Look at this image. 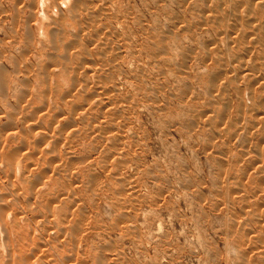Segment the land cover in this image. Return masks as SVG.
<instances>
[{
	"label": "rangeland",
	"instance_id": "1",
	"mask_svg": "<svg viewBox=\"0 0 264 264\" xmlns=\"http://www.w3.org/2000/svg\"><path fill=\"white\" fill-rule=\"evenodd\" d=\"M49 1L50 0H47V1L46 0H40L39 2L36 3V0H0V74H2V75H0V91L5 88V83L4 84L2 83V82H4V79H5L4 76L7 75L8 71H9V73L11 72V75L8 74L9 76H7V78L11 76L12 79H14V80L17 79L16 82L14 83L15 85H16V83H19V82L21 84L19 83L18 86L16 85V87H15V88H17L16 90L13 87L15 85L14 84L11 85L9 92L12 95L13 99H12V97L9 96L10 97V99L8 98L9 99V105L13 104L14 101H15L14 103H16L18 97H20L22 95L23 96L25 95L23 97L24 99L28 98V95L29 96L31 95V97L29 98V99H31V100H29L30 102L27 101V103L26 102L24 103V100H23V102L22 101L19 102L20 106H22V103H23V107L25 106L27 108V106H28L29 109L30 108L31 109L27 110L28 108L26 109V108L22 107L23 110L20 109L19 110L20 113L19 112L17 113V115L18 114L21 116L23 115V117L25 115H27L24 118H26V117H28V115H30L29 116L30 118L28 117L29 120L31 119L32 116L37 114L36 113L37 107L41 106L38 108L39 110H41L42 107H44V103L42 104V102L38 101L35 96H32V93L34 92L33 89L35 88V84H34V81L32 79H35V78H33L35 76V74H37V73H38L37 75L40 74V69H42L44 65H46L48 62H51L48 60L49 57H51V59H52V57H53L52 55L56 54V52H57V51L53 52L52 49H51V52H49L50 49H45V50H44V48L42 49L43 46L45 48L53 46L52 41L56 39L54 36H57L55 34V31L53 30L54 24L47 26V23L48 22L50 23L52 21L53 17L59 16L58 15L59 12H57V10H55V12H57V14H55V12L53 13L52 8H51L52 11L50 10L52 2H49ZM176 1H177V3H176ZM176 1L175 0H157V1L156 0H114V1L111 0V3L113 4V6L115 4L114 7H116V8H114L113 6L111 7L112 4L110 3L111 9H113V8L115 9L112 11L114 13L115 12L119 13V14L117 13V16L119 15L118 16L119 19L116 22V24L118 23L119 25L117 24L118 26L117 25L116 26L119 29L118 31L125 30V32L123 31L122 36L126 35L128 37V39H127V37L124 36V38L126 37L125 39H127V43H126V40H124L125 41L124 44H125V47L127 45V48L129 49L128 50L127 48H125L123 50L124 51L123 57H121L118 60L115 59L114 64L115 65L119 64L117 67L120 66V64H121L120 62H123L127 66V69H125L126 67L122 63L120 66L121 68L119 67L118 70L121 69L120 71H122L123 73H121L120 71H117V70L113 71L114 73H116V72L121 73L122 76L120 75V76L116 77V80L118 81L117 87H119V88L117 89L116 92H114V96L113 95H111V96L115 97V98L118 97L117 99H119V100L121 99L120 101H122L123 104L125 106H127L128 108L130 107V110L129 109L127 110L128 115H125L127 113H123L122 115L121 114L120 115L119 114L112 115L110 112H112L114 110V109H112L114 107V105L112 106L111 104H109V106L107 105V108H105L104 110H101V112L102 111L106 112L108 117L110 115V118L115 117L114 119H116V120L122 121V119H123V121L126 122L127 127L129 128L127 131L128 135L126 134V136H125L126 138L124 137L121 139V144L120 143L118 144V142H117V144L114 145L112 143V145H111L110 144L111 142L108 141L109 139H106V140L103 139L98 134V132H93V134L91 133V135H90V132L88 131V129L86 130V128L89 127L88 125H86V127H83V126H85L84 124H81V125L75 124V123L70 122L69 120H67L68 124H66L67 121H66V116L64 115V113H67L68 109L73 108L77 105L82 106V104L83 105L86 104L87 99L84 96L80 97L78 99H75L76 101H73L74 103L71 102V103H73L72 104L73 106L71 105L70 108H67V109L65 108V110H64V108L63 109L62 108H56V109L51 108V112L49 115L50 116H53V115L57 116V118H59V119H58V121H57V119H56V121H52L53 124L49 125V124L45 123V122L51 121L48 119L46 121H45V119H44V121H42V120L31 121L30 120L31 122L28 121L27 122L28 124L25 123L24 118L21 116H16L15 120H11V121L8 120L9 118H7V117H9V114L11 112V108H8V110H7L6 108L9 106L5 105L3 102V99L5 100V97H6V100L8 103V99H7L8 95H7V92H6V96L4 98L2 97L3 95L2 96L0 95V129H1L0 130V137L3 134L2 135L3 137H1V139L2 138L3 139L2 140L0 139V142H2L4 140V138H7V140L10 141L11 136H9L8 134L14 136L16 133H18V130L21 131L25 127L27 129H30L29 132L33 131V132H31L32 135H34L33 133L36 130L38 131L37 134L40 132L39 135H37L38 137L36 136V133H35V136H32L34 138L30 137L33 140V142H31L32 140L29 139V142L32 143V144L30 143V146H29L30 148L28 147L29 148L28 149V148L24 147L23 150L25 152H23L21 154L22 157L26 156L25 162L28 163V165L32 164L31 161L34 160L35 163H33V164L34 165L36 164L37 167H36V165L34 167L33 166H31L29 168L27 167L26 168L27 170L24 172V174H20V173H23L22 171H16V173L15 172L13 173V171L11 169L3 168V170H2V168L0 167V183L4 180V183L2 182L3 184H0V185H4V187L0 188V193H2V194H0V196L1 197L3 196L2 198H4V197L6 198V199L4 198L3 200H2V198H0V201H1L0 202V209H1L0 214L5 217V219L3 218L5 222H2V223H1L2 218H0L1 219L0 220V253H1L0 254V264H11V263L12 264H26L24 262L26 260V257L33 259L29 262L30 264H264V260H263L264 259V160H263L264 159V133H263L264 132V126H262L260 128H256V129H255V127L249 128V126H247V125H249L248 123L245 124V122L243 120H241L240 118L239 119L237 118L239 116H238V113H236V112L238 110V106H239L238 103H240V101L238 100L237 90H235V87H234L235 84H237L238 86L241 87V89H243L242 93H244L245 95L244 94H243L244 96L241 95L242 96V101H241L242 105H243V101H245L247 103L248 102L252 103L253 100H255L256 102L257 101L259 102V100H260V98H262V96L264 99V93L262 92V90H261V92L258 91L255 87L257 85L254 86L255 87L254 89H249L250 87H249V83H248V81L249 82L252 81V78L255 77L256 74H258V75L260 74L259 78H263V81H261V82L264 83V69H263L264 67L261 66V65L264 66V59H263L264 58L263 57L264 56V54H263L264 53V45H263L264 44V39H263L264 29H262V28H264V25H262L264 23L263 22L264 17H262V16H264V15H262V16L258 15L256 17V21H255L256 23L252 22V25L254 24L255 27H256V24H258V22H260V21L262 22V23L260 22L258 24L257 30H255V28L251 29V27H254V26H250V28H249V32H250L249 36L254 38L253 36H251L253 33H254L253 35L255 36V38L253 40H251L252 39L251 38L250 39L251 41H249V45L254 46L253 48L249 46L250 51L257 50V48H256L257 44L263 50L262 51V50L258 49L259 50L258 52L262 51L263 53L260 52L262 57L260 59L261 61H259V62L261 64L260 65L258 64V66H256L258 68V69L256 68V73H254V75L251 74L252 72H255V71H252V67H249V66H251V62L248 61L249 62L248 67L251 70L249 68L248 69L251 72L247 71L248 74H246V75L251 74V75H249V80H247L244 77L243 79L237 80V81L236 80H232V81L224 80L223 81V79H217L216 78V74H215L217 72L216 61H218L216 58H218L220 61H221V59L227 60V59H232V58H229L231 55H229V57H228V55L224 51V48H222L223 46L221 47V42L218 41V39L220 38V33H221L218 30H220L219 27H221V25H219L218 23H217V25L213 23L212 28L215 29V30H213L210 28L211 27L210 24H212V23H210L209 21H205V23H206V26H205L204 17L202 15L203 12L200 10L201 8H203L204 4L201 1H199V0H192V1L191 0H179V1L176 0ZM184 1L186 3L188 2L187 3L188 5L194 4L197 7H194V6L191 7L190 5H189L190 7H188ZM259 1L260 0H258L256 2L258 3ZM261 1L264 2V0H261ZM152 2H154V3H152ZM182 2H184L183 3L185 5L184 8H186V11H184V12H186V14H184V12L181 11L184 9L182 7L184 5L181 4ZM198 2L199 3L201 2V4H200L201 6H199L200 8H198V5H199ZM209 2H210V0H209ZM213 2L215 3V1H213ZM263 2H261L263 5L259 2L261 4V6H264ZM41 3H43V7H42ZM48 3L50 4L49 5L50 7L48 6ZM29 4L31 6H29ZM178 4H179V6H178ZM19 5H20V7H19ZM33 5H34V7H33ZM205 5H207V4H205ZM118 6H120V7H118ZM122 6H123V8H122ZM117 7L120 8L119 10H121V11H119ZM128 7H129V10H128ZM46 8H49V9H46ZM204 8H206V7H204ZM204 8H203V10H204ZM188 9H190V13H189ZM47 10H48V12H46ZM116 10H118V11H116ZM157 10H159V11L157 12ZM196 11L198 13H196ZM123 12H124V14H120ZM128 12L130 13V15ZM155 12H156V14H155ZM191 12H192V14H191ZM49 13H51V14H49ZM175 13H177V14H175ZM125 14H126V16H125ZM177 15L179 17H177ZM185 15H186V17H184ZM189 15H191V16L194 15V17L199 18V20H197V18L190 17ZM218 15L220 16V14H218ZM218 15H216V16H218ZM45 16L48 17V19L51 21H49ZM50 16H52V17H50ZM127 16H128V18H127ZM169 16H170V18H169ZM175 16H176V19L174 18V20H173V17H175ZM133 17H136V19H138V20H136L134 18L137 23H135L134 19H132ZM181 17H182V19L184 18L185 20L184 19L181 20ZM258 17H260V18H258ZM124 18L126 19L125 21L123 20ZM151 18H153V19H151ZM167 18H169V20L170 19L172 20V21L170 20V23L172 22L171 24L169 23V21L166 20ZM190 18L191 19L193 18L191 20V22H193V24H195V25H193L189 21ZM120 19L123 21H121ZM200 19L202 20L203 23L202 22L200 23V21H201ZM258 19L259 20L261 19V20L259 21ZM143 20H145V21H143ZM180 20L182 21L181 23L179 22ZM174 21H175V23H174ZM176 21L180 25L178 23H176ZM198 22L200 23V25H198L199 24ZM207 22H209V24H207ZM43 23H46V26L48 28H50V29L52 28L51 30H52V32H54L53 34L52 33L50 34L52 37L49 36V38H48V37L42 36L43 32L41 30L42 27H40V26ZM69 23L71 24L72 22L69 21ZM125 23L127 24L126 29H125V27H126ZM184 23H187L188 25L185 24L186 26H184ZM122 24H123V26H122ZM140 24H142V25H140ZM172 24H174V25H172ZM181 24H183L182 26H184V27H188V29L183 28L181 26ZM202 24H204V26H202ZM137 25H138V27H137ZM171 25L175 29L181 28L180 30L182 32L180 30L176 31L175 29H172ZM175 25H177V26L175 27ZM215 25L217 27H215ZM249 25H251L250 22H249ZM49 26H52V27H49ZM120 27H121V29H120ZM123 27H124V29H123ZM146 27H149L150 29L146 28ZM151 27H153V30H151L152 29ZM169 27H171V29ZM198 27L201 28V30L198 29L199 30L198 31L197 30ZM202 27L204 28L203 31H205L207 33H208V31H206V30H209L210 36H209V34H207V33L204 34V32H202V29H203ZM259 27L261 29H258ZM166 28H168V29H166ZM189 28L191 30H189ZM139 29L141 31L142 30L143 31L140 32ZM192 29H194V30H192ZM72 30L73 29H71L69 31V32H72L70 35H73L74 32H75L74 33V35H75L76 30H73V31ZM128 30H129V32H127ZM165 30H168V31L165 32ZM172 30L174 33L177 32V33H175L176 35L173 34ZM39 31H41V33H39ZM150 31H151V33H154V34L150 35ZM184 31H186L187 33H185ZM258 31H262L261 32L262 35L260 34V32L256 33ZM121 32L122 31H120V33ZM130 32H132L133 34L131 35ZM156 32H158V33L160 32L159 35H158V33L156 34ZM169 32H170V34H169ZM179 32H181V33H179ZM188 32H190V33L193 32V33H191V36H190V34ZM212 32H214L215 34ZM91 33H88L87 35H89L92 38H90L89 36H86V34L83 35L84 38L86 39V37H88V40L93 39L96 34L92 33L93 35H91ZM124 33H127V34H124ZM139 33L141 35L143 33L144 34L141 37V35ZM147 33L149 35H147ZM178 33L180 35L181 34L182 35L179 36ZM184 33L186 34L185 36L189 35L190 39H189V37L185 38V36L183 35ZM194 34H195V36L198 34L199 35L196 37L192 36ZM212 34H214L216 40L215 39L213 40ZM128 35H130V36H128ZM154 35L156 38H154ZM172 35H173V38L176 37V40H174L175 42L172 40V42H174V43L170 42V44H169V41H167L168 45H166L167 46L166 48L168 49V51H170L169 49H171V51L169 52V56L167 58L169 59L168 61H169L170 65L175 66V68L177 65V68H178V69L176 68L177 71H179V72L181 71L180 73H178L179 74L178 76L180 79L177 78L178 76L176 77L177 74L175 76H172V73L168 74L167 71L163 72L166 69L162 70L159 67V65L157 67H155L156 66V64H155L153 66L155 68L154 69L149 63L150 62L148 59L149 57L148 58L146 57V55L150 56V55H148V54H150V50H149L150 44L149 45L147 44V43L151 42V40H150V42H149V39L147 40V38H149V36L153 37V39H155V40H158V39H161V37H162V39L163 38L165 39L166 36H168L167 39L170 38L169 36H171L170 39H172ZM30 36H32V37H30ZM39 36L41 37V39L47 38L48 40L43 39L42 41H40L41 39L39 38ZM143 36H144V41H142ZM157 36H159V38ZM257 36L260 38V40L257 39L258 38ZM22 37H24L23 39L25 40L26 45L24 42H22L23 41ZM191 37H193L192 39L194 41H191L192 40ZM216 37H218V38H216ZM197 38L199 39L200 44L197 42L198 41ZM201 38H203V40ZM130 39H132V41ZM205 39H206V41H205ZM255 39H257V41L259 43H256L257 41H255ZM32 40L35 42H33ZM184 40H186V41L184 42ZM207 40H210L211 43ZM37 41L39 42L38 44H37ZM129 41H131L130 42L131 45H130ZM136 41H137V43H136ZM181 41L184 43L187 42L190 45H188L187 43L182 44ZM214 41L215 42L217 41V42L215 43ZM133 42L136 44H134ZM176 42H177V44H176ZM179 42H181V44ZM27 43H29V44H28V47L26 49ZM45 43H47V46ZM178 43H179V45H178ZM192 43H193V45H192ZM202 43H204V45ZM217 43H219V44L217 45ZM145 44H147L148 46ZM196 44H198V46H196ZM207 44L209 45L208 47L210 49L208 47H205V46H207ZM214 44L216 45V47H214L215 46ZM259 44H262V47ZM33 45H35V46H33ZM37 45H40L42 47L37 46ZM137 45H139V46H137ZM141 45H142V48H140ZM199 45H200V47H199ZM219 45H220V47H219ZM193 46H194V48H192ZM35 47H38L39 50L36 49ZM168 47H170V48H168ZM202 47L205 49H202ZM212 47H213V49H211ZM96 48L92 49L94 53L97 51L95 54H97L99 51V50H96ZM187 48L188 49L192 48V51L188 50ZM196 48H197V50H194ZM206 48H208V50H206ZM220 48H221V50H219ZM142 49H143V51H141ZM130 50H132V51H130ZM176 50L177 51L181 50V51H185L186 53H189V52H191V53H190V56L188 54V57H186L187 54L184 55V57H182L178 54V52H176ZM211 50L214 51L217 54V56ZM222 50H223V52H222ZM41 51H43L44 53H42ZM133 51L136 53L132 54V53H134ZM195 51L199 55L201 52H204V54L201 53L202 55H200V58H199V55H197L195 53ZM206 51H208V53L211 51L212 56H213V54H215L214 55L215 58L212 57L211 55H209L211 53L205 54V53H207ZM147 52H149V53L146 54ZM185 52H184V54H185ZM39 53H40V55L43 54V57L47 61L45 59H44L45 60L44 61L43 58H40V55H38ZM143 53L145 55H142ZM254 53H255V51H254ZM177 54L180 57H178ZM191 54L194 55L195 60H197V61L194 60V58L191 56ZM223 54H225V56ZM77 55H78V58L81 57L79 54H77ZM128 55H130V57ZM196 55L198 57H196ZM203 55L204 56L209 55V56L208 57L206 56V58H205ZM219 55H220V57H218ZM18 56H20V57H18ZM35 56H37L36 58L39 61L35 58ZM74 56H76V55H74ZM131 56L133 59L131 58ZM174 56L176 58L177 57L178 58L176 59ZM55 57H60V56H55ZM23 58H24V60H22ZM32 58H34V59H32ZM146 58L148 60H146ZM186 58L188 59V62H187ZM204 58H205V60H204ZM12 60H13V62H12ZM33 60H34V62H33ZM67 60L65 59V62H67ZM126 60L127 61L129 60L128 61L129 63ZM193 60L195 62H193ZM249 60H252V59L249 58ZM172 61H173V63H175V61H177V62L174 65L172 63ZM18 62H20V64H22V66L26 69L23 70L24 68L21 67V65ZM211 62H212V64H211ZM16 63H18V64L14 65ZM32 63L34 64L35 67L33 66ZM116 63H118V64H116ZM182 63H184V65H182ZM186 63H187V65H186ZM202 63H203V65H202ZM37 64H39V65H37ZM136 64L137 65L139 64L141 66H137ZM197 64H199V66ZM210 64H211V66H210ZM26 65L27 66L32 65L34 67V69H32L33 68L32 66H28V67H30V68H28ZM41 65H43V66H41ZM129 65H131L133 68H131V66H129ZM200 65L203 68H199ZM208 65L210 66V68H208L209 67ZM213 65L216 67L215 70H213V68H215ZM122 66L125 68H123ZM134 66L138 67V68H136L137 70L135 69ZM19 67H20L21 71L18 69ZM40 67H42V68H40ZM48 67L53 68L54 66H52V64H49ZM61 67H62V65L59 68H61ZM139 67H142V68L144 67L143 70L146 71L147 73L144 72L142 70V68H139ZM21 68H23V69H21ZM128 68L130 70L131 69L135 70V72L133 70L130 71ZM158 68H160V69H158ZM175 68L172 70H175ZM195 68L196 69L199 68L200 70L198 69V71H197ZM204 68H208L210 71L208 69H204ZM260 68L263 69V73H262V70H259ZM27 69L29 70V72L27 71V72H25L27 74H25L24 71H26ZM138 69L139 70L141 69L140 71H143V72L142 73L140 72V74H139ZM32 70L34 73L32 72ZM58 70H61V69H58ZM156 70H158V71H156ZM195 70H196V72H195ZM211 70H213L212 71L213 74H212ZM257 70H258V73H257ZM15 71H16V73H15ZM132 71H133V73H132ZM3 72H4V75H3ZM17 72H19L20 74ZM148 72L151 74H148ZM183 72H185L184 74L188 75V76H184V74H182ZM202 72H203V74H202ZM204 72L205 73L207 72V74H205ZM5 73H6V75H5ZM21 73L25 76V78ZM165 73L168 74L169 76L166 75ZM15 74L18 76H15ZM29 74H31V75H29ZM127 74H128V78H127ZM164 74L166 75L167 80L165 79ZM129 75H131V76L129 77ZM144 75H146V76L144 77ZM147 75H149L151 77H147ZM202 75L206 76L207 80H206V77H203ZM258 75H257V77H258ZM20 76H21V78H20ZM29 76L32 78L31 80L28 79V78H30ZM136 76L139 78H137ZM161 76H163V77H161ZM170 76H172V77H170ZM250 76H252V77L250 78ZM140 77L143 79L141 80ZM155 77L157 79L156 82H154L153 79H151V78H155ZM209 77L211 79L215 78L218 81L220 80V83H221L220 86L221 87L219 86V82L216 80L217 83L216 84L214 83L215 87L212 89V86H214V85H213V83H211L212 80H210L211 82L210 81L208 82ZM1 78H2V81H1ZM23 78L25 79V81H23L24 80ZM147 79H150V80H147ZM158 79L161 81H158ZM201 79H203V81H205L206 84ZM139 81H140L141 86L138 85ZM143 81H144V83H143ZM148 81H149V84H148ZM150 81H151V83H150ZM242 81H243V83L245 82L243 86H242ZM125 82L129 83V84H126ZM121 83H123V85ZM132 83H133V85H132ZM134 83H135V85H134ZM30 84H31V86L33 85L34 87L32 86L33 88H31L30 86H28ZM120 84L122 86H119ZM152 84H154V85H152ZM155 84H157V85H155ZM222 84H224V85H222ZM262 84H261V86L264 87L263 86L264 84L263 85ZM144 85H146V86H144ZM2 86H3V88H2ZM163 86H165V87H163ZM198 86H200V87H198ZM26 87H28V88L30 87L29 90H31V93H29L28 88H26ZM134 87L136 89H134ZM259 87H260V85L257 86V88H259ZM24 88H26V91H28L27 94L24 92ZM149 88L151 90H149ZM210 88L212 90H214L215 93L213 91H211ZM11 89L13 92L11 91ZM119 89H121L120 92H119ZM143 89H145V90H143ZM132 90H133V92H132ZM136 90H138V92ZM153 90H154V92H153ZM156 90L158 91V93H156ZM217 90H219L218 91L219 93L222 92V90H224L225 92L219 94L216 92ZM244 90L245 91L248 90V91L244 92ZM255 90H257V92H254ZM129 91H130V93H128ZM207 91H209V92H207ZM145 92L146 93L149 92V93L146 94ZM248 92H249V94H248ZM13 93H15V94H13ZM142 93H144V94H142ZM182 93H184V94H182ZM211 93L212 94L214 93V95H212ZM253 93L254 94L256 93V94L252 95ZM257 93L259 96L257 95ZM141 94L144 95L145 97L144 96L141 97ZM33 95H35V93H33ZM127 95H129V96H127ZM201 95H203V96H201ZM225 95H226V97H224ZM248 95H251L252 97H250ZM256 95H257V97H256ZM133 96H136L137 98L133 97ZM220 96H221V98H220ZM212 97H214L213 100L211 99ZM215 97H216V101H217V98L219 97L218 101H220V102L223 101L224 103L225 102L227 103L226 104L227 108H226V112H225L226 118H227L226 121H229L230 119H232V121L235 120L234 123L236 122L235 126L233 125L234 127H231V128H230V126H227V127L221 126V127H223V129L221 128L222 129L221 131L224 133H222V135L220 133V135H218L220 137L214 136L212 133L213 130L215 129V127H212V125L214 126L216 124V121L218 122V117H219L217 111H214L216 109L213 108V104L212 105L210 104V103H212V101H214ZM222 97H224V98H222ZM142 98H143V100H142ZM147 98H149V100ZM249 98H251V99L249 100ZM32 99L35 103L34 104L35 106L33 104L30 105V103L32 102ZM150 100H151V102H150ZM152 102H153V104H152ZM197 103H199V104H197ZM234 103H236V104H234ZM15 105L16 104H14V106ZM228 105H229V107L231 106L232 108L231 107L229 108ZM233 107H234V109H233ZM3 108H4V110H3ZM24 110H27V111L25 112ZM31 110L32 111L35 110L36 112H32V115H31V113L27 114V112H29V111L31 112ZM195 110H197V112ZM232 110L233 111L236 110V112L235 111L232 112ZM4 111H5V113H3ZM228 111H230V113H228ZM193 112H196V113L194 114ZM198 113L200 114V116ZM213 113H214V116H212ZM192 114H193V116H192ZM194 116H195V118H194ZM202 116H203V119H205V120L202 119ZM206 117H207V120L208 121L210 120L211 122L210 121L208 122L206 120ZM19 118H21V119H19ZM199 118H201V120ZM215 118H216V120H214ZM106 119L104 121H106ZM190 119H192V120H190ZM196 120H197V122H196ZM35 121H36V124L38 123L37 126L40 125L39 127H37L35 125ZM37 121H39L40 123ZM32 122H34L33 124L36 126V129H35V126L32 124ZM107 122L110 123V119H108ZM212 123H215V124H212ZM243 123H244V125H242ZM202 124H203V126H202ZM23 125H26V126L22 127ZM209 125H210V127H209ZM45 126H47L48 130H45L46 129ZM68 126H70V127H68ZM79 126H81L83 128H80ZM33 127H34L35 131H34ZM48 127L50 128V130L51 129L53 130V128H54L57 134L56 135H54V134L50 135L51 132L47 133V131H50ZM246 128H248V129H246ZM87 131H88V134H87ZM231 131H232V133H231ZM239 131L240 132L243 131L244 134L240 133ZM13 132L15 133L14 135H13ZM245 132H246V134H245ZM247 132H249V133H247ZM258 132H260V133H258ZM229 133H231L232 135ZM29 136H31V134ZM53 136H54V138H53ZM77 136H78V138H77ZM233 136H234V138H233ZM240 136H242V137H240ZM255 136H258V137H255ZM57 138H61V140L59 141V139H57ZM90 138H91V140H90ZM229 139H230V141H229ZM55 141H57V143H55ZM58 141H59V143H58ZM250 141L252 142V144ZM34 142H35V144H34ZM18 143L19 142L15 141V144L14 143L13 144H7L6 149L8 151L7 150L3 151V153L14 151L15 148H17ZM41 143H43V144H41ZM229 143H230V145H229ZM240 143H242V144H240ZM59 144H62V145L59 146ZM8 145H10V147ZM33 145H35L36 147L38 146L37 150H36V147ZM42 145H43V147H42ZM45 145H47V146H45ZM7 146H8V148H7ZM19 146H20L19 151H21L22 146L20 143H19ZM57 146H59V148ZM32 147H34V148L32 149ZM40 147H42V150ZM54 148L56 151L54 150ZM256 148H257V150H256ZM114 149L117 151L119 150L120 155H116L115 157L111 156L112 152L118 153ZM3 150H5V148ZM39 150H41V151L39 152ZM57 150H59L60 153ZM50 151L52 152V154H50ZM53 151L58 152L59 154L56 153L58 156L60 154H62V158H65L63 160L64 161L66 160L65 164H64V162L62 163L63 160L60 159L61 156L58 157V156H56V154L54 155L55 152H53ZM43 152L47 156L42 155ZM107 152H110V157L108 156L109 153H107ZM40 153H41V155H40ZM223 153H226V154H223ZM23 154H24V156H23ZM63 155H64V157H63ZM65 155H66V157H65ZM38 156H40V157H38ZM41 156H42V158H41ZM43 156H45V157H43ZM54 156H56L55 159H54ZM22 157H21V159H22ZM57 157L59 158V160L61 162V164L59 163L60 166H57L58 162H59ZM27 158H28L29 162H28ZM40 158H41L42 162L40 161ZM56 159L58 161H56ZM221 161H222V163H221ZM44 162L46 163V165ZM43 164L46 167H47V165H49V167H47L49 169H46V167ZM40 165H41L42 169L39 167ZM105 165H108L107 168L108 167L109 168L108 169L105 168L106 170L103 171L104 170L103 166H105ZM252 165H255V167ZM52 167L56 168V171H55L56 173H58V168H60V167H61L60 169L63 168V171H61L59 169V171H61V173L59 172V174H55L53 172L55 169H52ZM110 168H111V170H110ZM242 168H244V169H242ZM244 170H246V171L244 172ZM29 171H30V173L26 174V172H29ZM31 171H32V173H31ZM51 171L53 174H51ZM249 171H253V172H249ZM7 172L11 173L14 178L12 177V175L10 176V174ZM42 172H45V173H42ZM2 173L4 176H1ZM4 173L6 174V176H10V178L15 179L14 181L17 183L21 179V178L19 179V177H21L19 175H22V178L27 176L26 182H28L29 181L28 179H30L29 182H31L33 180L34 181V182L32 181L33 184L35 183V180L39 183V185L37 183H35V187H40L38 189H43L42 191H44L47 188H51V189L56 188V191L53 189L52 190L55 191L56 193L60 190V194H59V192L56 194L53 191H51V192H53V194H50L51 193L50 189H47L44 191V193H43L44 195L42 194L44 196L43 199H45V197L47 198L49 192H50L49 194H50L51 198H50V196H48V199H46V200H42V198H37V199H39V201H40V199L42 200L40 202L38 200H36V198H33V196L31 198V200H29V197L26 198L24 196L23 199H26L27 202L28 201H30V202H28V204H25L27 202L23 203V205H26V207L24 206L25 208L21 210V208H19V207L17 208V206L12 205V203H13L12 201H14L13 197L15 196V194L12 192L10 195L9 188L11 187V185L8 183V187H7V184H5L6 183L5 180L8 181V178H6ZM43 174H44V177H41V181L42 180L46 181L48 179V176L50 175L49 176L50 180L48 179V185H46L47 181H46V183L43 182L44 183L43 184L41 181H38V179H37V178H39V180H40V177H38V176L43 175ZM16 175L18 176V178ZM28 175L30 176L29 178H28ZM45 176H47V178ZM51 176H53V177L56 176L55 177L56 179L52 178ZM57 177H59L58 178L59 180L57 179ZM51 178H52L53 183L50 182ZM255 179H257V180H255ZM55 180H57V182H59L60 184L57 182L54 183ZM64 180H66V182ZM252 181H253V184H252ZM49 182L52 183L53 185H51ZM40 183L43 184V185L41 184L42 187H41ZM49 184L51 185L50 187H48ZM36 185H38V186H36ZM43 186H45V187H43ZM54 186H55V188H54ZM64 187H66L67 189H64ZM261 188H262V190H261ZM68 189L69 190L73 189V190H71L72 191L71 192V191H68ZM46 191H48V192H46ZM259 191H260V193H259ZM18 193L20 194L21 192L18 191ZM45 193L47 194V196ZM67 193H68V196H66ZM63 194L65 195V197ZM233 194H235V195H233ZM247 194L249 196H247ZM54 195H56V196L54 197ZM29 196H30V194H29ZM59 197H61L62 199ZM21 199H22V197H21ZM32 199H33L34 203L36 202V204H34L32 202ZM55 199H56V201L54 202ZM5 200L7 201V203L9 205H7ZM69 200H70V202H69ZM37 201L40 204L37 203ZM52 201L54 202L55 207H58V206L60 207V205H61V207L60 208L58 207V209H57V212L59 211V213L57 215L58 217L55 216L57 214L56 212H55V215L52 216L54 211H53V213H50V212H52L51 209L50 210L47 209V207L50 206ZM41 202H43L44 204L43 203L41 204ZM58 202H60V203H58ZM63 202H64V204H63ZM66 202L69 203L68 206H67ZM32 203L34 204V206L33 205L30 206V204H32ZM65 203H66V205H65ZM37 204H39V205H37ZM46 204H48V205H46ZM28 205L30 206L31 209L29 208ZM40 205H44L43 208ZM64 206L67 208L68 213L65 212L66 208ZM32 207L33 208L37 207L38 211H36L37 209L33 210ZM40 207L45 212H47L48 210H49V212H47V213L43 212V210H41ZM27 208H29L28 210H30L28 212H31L33 214L36 212L35 215L32 214V216L31 215L29 216L31 221H29V217H28V215L30 213L26 212L27 216L25 213V210L27 211ZM13 209L14 210L16 209L19 212L21 210V212L23 213V215L21 217L26 216L24 218H21L20 215L22 213L21 212L19 213L15 210V213H19V217L22 219V221L20 222L21 224L19 223V225L18 224H12L9 220V217H10ZM61 209H62V212H64L65 214L61 212ZM68 209L69 210L71 209V210L69 211ZM5 210H7V211L9 210L7 212L9 214L5 213L6 212ZM39 210L41 211V213ZM54 210L56 211V209H54ZM2 212H4V213H2ZM70 212H72V214ZM42 213H44V215ZM61 213H62V215H61ZM42 216H44V217H42ZM50 217H54V220H57V221H55V223H57V226H55L56 224L53 222L54 220L53 219L51 220ZM60 217H61V219H60ZM68 217L71 220H69ZM42 218H44V219H42ZM24 219H27V221ZM40 219H42V220H40ZM59 219L61 222L60 224H59ZM66 219H68L70 223ZM77 221H79V222H77ZM238 221H240V222H238ZM76 222L79 224L77 225ZM52 223H54V225ZM73 223L76 225L74 226ZM58 224H59V226H58ZM65 224H67V225H65ZM19 227H21L20 229L22 231H23V229H25V232L24 231L20 232L19 231L20 229L18 230ZM53 230H54V232H53ZM15 231H18V233H15ZM23 233L27 234V236ZM29 233H30V235H29ZM55 233H58V234L56 235ZM16 234H20L21 236L20 235L18 236ZM31 234H32V236H31ZM24 235L26 236V238L23 239V237H25ZM20 237H22V238H20ZM18 239H21V240L18 241ZM27 239H29V240H27ZM35 239H37V240H35ZM24 240H25V243H24ZM233 241H234V243H233ZM236 241L237 242L240 241V243L238 244ZM14 242H15V244H14ZM32 243H34V244H32ZM20 245H22L23 247ZM9 246L10 247L12 246V247L10 248ZM237 246H239V247H237ZM240 246H242V247H240ZM39 247H40V249H39ZM24 248H26V250ZM34 248H36V251L34 250ZM27 250L31 253H29ZM31 250H33V251H31ZM39 251H40V253H39ZM241 251H242V253H241ZM32 253H34V254H32ZM37 254L39 255V257L37 256ZM34 257L37 259H35ZM29 263H27V264H29Z\"/></svg>",
	"mask_w": 264,
	"mask_h": 264
},
{
	"label": "bare ground",
	"instance_id": "2",
	"mask_svg": "<svg viewBox=\"0 0 264 264\" xmlns=\"http://www.w3.org/2000/svg\"><path fill=\"white\" fill-rule=\"evenodd\" d=\"M40 1V0H39ZM38 0H36V3L37 2H39ZM47 1V0H46ZM112 1H114V0H112ZM157 1V0H156ZM176 1V0H175ZM179 1V0H178ZM192 1V0H191ZM199 1H201L204 5L205 4H207V5H203V8L204 7H206V8H204V10H203V8H201L200 10L203 12V17H204V23H205V21H209L210 23H212V24H210L211 25V29H213V30H215L214 28H212L213 26V23L214 24H216L217 25V23L219 24V25H221V27H219L220 28V30H218V31H220L221 33H220V38L218 39V41L219 42H221V47L222 48H224V51H225V53L228 55V57H229V55H231L229 58H232V59H225V60H222L221 59V61L218 59V58H216L218 61H216V67H217V72L215 73L216 74V78L217 79H223V81L224 80H228V81H232V80H241V79H243L244 77L247 79V80H249V75H254V73H256V66H258V64L260 65L261 63L259 62V61H261L260 59H261V57H262V55L260 54V52H262L263 50H262V48H260V46H258V44L256 45L257 47V50H254L255 51V53H254V51H250V48H249V41H251V40H253L254 38H255V36L252 34L251 36H253L254 38H252V37H250L249 35H250V32H249V28H250V26H254V27H251V29L252 28H255V30H257V26H258V24L261 22L260 20L262 19H258L260 22H258V24H256V27H255V25L253 24L252 25V22H255L256 21V17L259 15H264V6H261V2H263V1H259L258 3L256 2V1H258V0H210V2H209V0H199ZM212 1V2H211ZM213 1H215V3L213 2ZM33 2V1H32ZM35 2V1H34ZM49 2H52V4H51V7L49 6L50 4L48 3V6L50 7V10H51V8L53 9V13L55 12V10H57V12H59L58 13V17L57 16H55V17H53L52 18V21L51 20H49L48 19V17H46L49 21H51L50 23L48 22L47 23V26L48 25H51V24H54L53 26V30L55 31V34L57 35V36H54L55 38V40H53L52 42H53V46H50V47H42V46H40V45H37V46H40V47H42V49L44 48V50L45 49H50L49 50V52H51V49L53 50V52H55V51H57L56 52V54H54L55 56H60V57H55L54 55H52L53 57H52V59H51V57H49V61H51V62H48L46 65H41V66H43V68L42 67H40V68H42V69H40V74L39 75H37V74H35V76L33 77V78H35V79H32L30 76V78H28V79H32L33 81H34V84H35V88L33 89L34 90V92L33 93H35V95H33V93H32V96H35L36 97V99L38 100V101H40V102H42V104L44 103V107H42V109L41 110H39L38 108L39 107H41V106H39V107H37V112L34 110V111H32L31 110V112L29 111V112H27V114H29V113H31V115H32V112H36L37 114H35L34 116H32L31 117V121H34V120H42V121H44V119H45V121L48 119V120H51V121H48V122H45L46 124H49V125H52L53 124V122L52 121H56V119H57V121H58V119L59 118H57V116H50L49 114H50V112H51V108H54V109H56V108H64V110H65V108L67 109V108H70V106L74 103L73 101H76L75 99H78V98H80V97H85L86 99H87V103L86 104H82V106H80V105H77V106H75V107H73V108H70V109H68L67 110V113H64V115L66 116V121L67 120H69L70 122H72V123H75V124H84L85 126H83V127H86V125H88L89 127L88 128H86V130L88 129V131L90 132V135H91V133L93 134V132H98V134L103 138V139H109L108 141H110L111 143V145H112V143L115 145V144H117V142H118V144L120 143L121 144V139L122 138H124L125 136H126V134H127V131H128V127H127V124H126V122H124L123 121V119H122V121L121 120H116V119H114L115 117H112V118H110V115H109V117L107 116V114H106V112H101V110H104L105 108H107V105L109 106V104H111L112 106L114 105V107L112 108V109H114L112 112H110L112 115H114V114H123V113H127V110L129 109L130 110V107L128 108L127 106H125L124 104H123V102L122 101H120L119 99H117V98H115V97H112L111 95H113L114 96V92H116L117 91V89L119 88V87H117V85H118V81L116 80V77H118V76H122V74L121 73H123L122 71H120V70H118V68L121 66V64L123 63V62H120L121 64H120V66L119 67H117L119 64L118 63H116V64H118V65H115L114 63H115V59L116 60H118V59H120L121 57H123V55H124V49L125 48H127V45H126V47H125V41L124 40H126V43H127V39H128V37L126 36V35H124V36H126L127 37V39H125L124 38V36H122V33H123V31L125 32V30H120V31H122L121 33H120V31H118L119 29H118V25L116 24V22L118 21V16H117V13L115 14L112 10H115L114 8H116V7H114L115 6V4H114V6H113V4L111 3V0H50ZM126 2V1H125ZM159 2V1H158ZM185 2V1H184ZM184 2H182L181 4H183ZM201 2L199 3V5H198V8H200L199 6H201L200 4H201ZM47 3V2H46ZM110 3L112 4L111 5V7L113 6L114 8L113 9H111V7H110ZM152 3H154V2H152ZM156 3V2H155ZM176 3H177V1H176ZM180 3V2H179ZM188 3V2H187ZM186 2H185V4H187ZM190 3V2H189ZM264 3V2H263ZM22 4V3H21ZM42 4V7H43V3H41ZM196 4V3H195ZM36 5V4H35ZM47 5V4H46ZM154 5V4H153ZM184 5V4H183ZM191 7L192 6H194V7H197L196 5H192V4H189ZM188 4H187V6L188 7H190ZM263 5V4H262ZM29 6H31L30 4H29ZM37 6V5H36ZM131 6V5H130ZM156 6V5H155ZM178 6H179V4H178ZM182 6V5H181ZM186 6V7H187ZM19 7H20V5H19ZM18 7V8H19ZM33 7H34V5H33ZM118 7H120V6H118ZM117 7V8H118ZM183 8L185 7V5L184 6H182ZM181 7V8H182ZM193 7V8H194ZM36 8V7H35ZM122 8H123V6H122ZM121 8V9H122ZM127 8V7H126ZM155 8V7H154ZM34 9V8H33ZM37 9V8H36ZM35 9V10H36ZM45 9V8H44ZM46 9H49V8H46ZM65 11H64V10ZM120 8H118V10H119ZM156 9V8H155ZM49 10V11H50ZM118 10H116V11H118ZM128 10H129V7H128ZM131 10V9H130ZM197 10V9H196ZM199 10V9H198ZM199 10V11H200ZM45 11V10H44ZM52 11V10H51ZM119 11H121V10H119ZM124 11V10H123ZM159 10H157V12H158ZM181 11H186V8H184L183 10H181ZM188 11H189V13H190V9H188ZM192 11V10H191ZM46 12H48V10L46 11ZM57 12H55V14H57ZM127 12V11H126ZM131 12V11H130ZM182 12V13H183ZM42 13V12H41ZM129 13V12H128ZM181 13V14H182ZM188 13V12H187ZM196 13H198L197 11H196ZM195 13V14H196ZM49 14H51V13H49ZM54 14V15H55ZM119 14V13H118ZM120 14H124V12L123 13H120ZM132 14V13H131ZM148 14V13H147ZM155 14H156V12H155ZM166 14V13H165ZM175 14H177V13H175ZM184 14H186V12H184ZM191 14H192V12H191ZM218 14H220V16L218 15ZM41 15V14H40ZM53 15V14H52ZM129 15H130V13H129ZM144 15V14H143ZM142 15V16H143ZM167 15V14H166ZM197 15V14H196ZM195 15V16H196ZM216 15H218V16H216ZM43 16V15H42ZM125 16H126V14H125ZM132 16V15H131ZM130 16V17H131ZM155 16V15H154ZM168 16V15H167ZM166 16V17H167ZM171 16V15H170ZM170 16H169V18H170ZM182 16V15H181ZM190 17H193V18H197V17H194V15L193 16H191V15H189ZM50 17H52V16H50ZM161 17V16H160ZM177 17H179L178 15H177ZM184 17H186V15L184 16ZM202 17V18H203ZM262 17H264V16H262ZM122 18V17H121ZM126 18V17H125ZM123 19L124 21L128 18V16H127V18L126 19ZM136 19V17H133L132 19ZM169 18H167L166 20L167 21H169V23H170V20H169ZM174 18L176 19V16L175 17H173V20H174ZM192 18V19H193ZM258 18H260V17H258ZM44 19V18H43ZM51 19V18H50ZM135 19H134V21H135ZM149 19V18H148ZM151 19H153V18H151ZM184 19V18H183ZM182 19V17H181V20H183ZM191 18L189 19V21L191 22V20H192ZM47 20V21H48ZM121 20V19H120ZM123 20H121V21H123ZM136 20H138V19H136ZM141 20V19H140ZM179 21L180 23L182 22V21ZM185 20V19H184ZM197 20H199V18H197ZM201 20V19H200ZM263 20V19H262ZM19 21V20H18ZM69 21L70 22H72L71 24L69 23ZM120 21V22H121ZM129 21V20H128ZM143 21H145V20H143ZM153 21V20H152ZM172 21V20H171ZM222 21V22H221ZM224 21V22H223ZM29 22V21H28ZM43 22V21H42ZM46 22V21H45ZM142 22V21H141ZM185 22V21H184ZM189 22V23H190ZM195 22V21H194ZM202 22V20L200 21V23ZM209 22H207V24H209ZM249 22H250V24L251 25H249ZM264 22V21H263ZM135 23H137L136 21H135ZM134 23V24H135ZM143 23V22H142ZM152 23V22H151ZM172 23V22H171ZM170 23V24H171ZM174 23H175V21H174ZM176 23H178L177 21H176ZM192 24H193V22H191ZM199 23V22H198ZM200 23L198 24V25H200ZM203 23V22H202ZM256 23V22H255ZM262 23V22H261ZM126 24V23H125ZM139 24V23H138ZM145 24V23H144ZM147 24V23H146ZM169 24V25H170ZM179 24V23H178ZM177 24V25H178ZM185 24H187V23H184V26H186ZM191 24V25H192ZM35 25V24H34ZM117 25V26H116ZM129 25V24H128ZM140 25H142V24H140ZM172 25H174V24H172ZM172 25H171V27H172ZM177 25H175V27L177 26ZM180 25V24H179ZM178 25V26H179ZM183 24H181V26H182ZM188 25V24H187ZM193 25H195V24H193ZM192 25V26H193ZM209 25V26H210ZM215 25V27H217ZM218 25V26H219ZM262 25H264V23L262 24ZM46 26V23H43L40 27H42L41 28V30H42V32H43V35L42 36H45V37H48L49 38V36L50 37H52L50 34L52 33H54V32H52V28L50 29V28H48ZM122 26H123V24H122ZM125 26V25H124ZM136 26V25H135ZM147 26V25H146ZM154 26V25H153ZM184 26H182L183 28H187L188 29V27H184ZM202 26H204V24H202ZM205 26H206V23H205ZM208 26V25H207ZM260 26V25H259ZM30 27V26H29ZM49 27H52V26H49ZM117 27V28H116ZM137 27H138V25H137ZM171 27H169L170 29H171ZM190 27V26H189ZM196 27V26H195ZM200 27V26H199ZM197 28V30L198 29H200L201 30V28ZM261 27V26H260ZM258 28V29H261V28ZM38 28V27H37ZM127 28V24H126V27H125V29ZM146 28H149V27H146ZM152 29L151 30H153V27H151ZM180 28V27H179ZM192 28V27H191ZM203 28V27H202ZM209 28V29H210ZM59 29V30H58ZM71 29H73V30H76V34L74 35V33H73V35H70L72 32H69ZM120 29H121V27H120ZM123 29H124V27H123ZM130 29V28H129ZM141 29V28H140ZM139 29V30H140ZM150 29V28H149ZM166 29H168V28H166ZM172 29H175V28H173L172 27ZM181 29V28H180ZM180 29H178V28H176L175 30L176 31H178V30H180ZM195 29V28H194ZM194 29H192V30H194ZM210 29V30H211ZM262 29H264V28H262ZM40 30V29H39ZM72 30V31H73ZM146 30V29H145ZM174 30V31H175ZM189 30H191L190 28H189ZM204 30V28L202 29V32H204V34L205 33H207V32H205V31H203ZM212 30V31H213ZM216 30V31H217ZM131 31V30H130ZM143 31V30H142ZM141 30H140V32H142ZM149 31V30H148ZM166 31H168V30H165V32ZM171 31V30H170ZM181 31V30H180ZM199 31V30H198ZM206 31H208V33L207 34H209V36H210V33H209V30H206ZM215 31V32H216ZM251 31V30H250ZM95 33L94 35V38L93 39H89L88 40V37H86V39L84 38V36L83 35H85L86 34V36H89V35H87L88 33ZM127 32H129V30L127 31ZM146 32V31H145ZM144 32V33H145ZM153 32V31H152ZM172 32H173V30H172ZM171 32V33H172ZM182 32V31H181ZM181 32H179V33H181ZM185 33H187L186 31H184ZM260 32V34H261V32L262 31H258V32H256V33H259ZM30 33V32H29ZM37 33V32H36ZM39 33H41V31H39ZM58 33V34H57ZM91 33V35H93ZM131 33V35L133 34L132 32H130ZM129 33V34H130ZM143 33V34H144ZM158 32H156V34H157ZM160 33V32H159ZM159 33H158V35H159ZM175 33H177V32H175ZM174 32H173V34H175ZM178 33V34H179ZM183 34L184 36L186 35V34ZM189 34H190V36H191V33H193V32H188ZM195 33V32H194ZM212 33H214V32H212ZM263 33H264V31H263ZM124 34H127V33H124ZM140 34V33H139ZM142 34V35H143ZM152 34H154V33H151V31H150V35H152ZM155 34V35H156ZM169 34H170V32H169ZM206 34V35H207ZM215 34V33H214ZM214 34H212L213 36V40L215 39V36H214ZM26 35V34H25ZM30 35V34H29ZM37 35V34H36ZM35 35V36H36ZM135 35V34H134ZM141 35V34H140ZM142 35H141V37H142ZM147 35H149L148 33H147ZM155 35H154V38H156L155 37ZM176 35V34H175ZM174 35V36H175ZM182 35V34H181ZM180 34H179V36H181ZM199 35V34H198ZM198 35H196V36H198ZM205 35V36H206ZM262 35V34H261ZM264 35V34H263ZM41 36V35H40ZM39 36V38L41 39V37ZM128 36H130V35H128ZM136 36V35H135ZM178 36V37H179ZM190 36L189 35H187V36H185V38L186 37H189V39H190ZM192 36H195V34L194 35H192ZM195 36V37H196ZM29 37V36H28ZM27 37V38H28ZM30 37H32V36H30ZM90 37V36H89ZM158 38H159V36H157ZM167 37L168 36H166V38L164 39H162V37H161V39H158V40H155V39H153V37H151V36H149V38H147V40L149 39V42H150V40H151V42L150 43H147L148 45H149V50H150V54H148L149 52H147L146 54H148V55H150V56H147L146 55V57L149 59V63H150V65L153 67L155 64H156V66L155 67H157L158 65H159V67L162 69V70H164V69H166V70H164L163 72H166L167 71V73L168 74H171L172 73V76H175L176 74V77L179 75L178 73H180L179 71H177V65H176V68H175V66H173V65H170V63H169V59L167 58L168 56H169V52L171 51V49H169L170 51H168V49L166 48L167 46L166 45H168L167 43V41H169V44H170V42L171 43H174L175 41L174 40H176V37H174L173 38V35H172V39H170L171 38V36H169L170 38H168L167 39ZM177 37V38H178ZM202 37V36H201ZM204 37V36H203ZM207 37V36H206ZM211 37V38H212ZM258 37V36H257ZM263 37V36H262ZM19 38V37H18ZM24 37H22V39H23ZM38 38V39H39ZM43 38V37H42ZM90 38H92V37H90ZM124 38V39H123ZM184 38V39H185ZM193 37H191V39H192ZM216 38H218V37H216ZM252 38V39H251ZM37 39V40H38ZM43 39H45V38H43ZM43 39H41L40 41H42ZM47 39V38H46ZM45 39V40H46ZM143 40L142 41H144V36H143V38H142ZM146 39V38H145ZM188 39V38H187ZM186 39V40H187ZM188 39V40H189ZM198 39V38H197ZM202 40H203V38H201ZM209 39V38H208ZM251 39V40H250ZM257 39H259L260 40V38L258 37ZM257 39H255V41H257ZM263 39H264V37H263ZM44 40V41H45ZM48 40V39H47ZM52 40V39H51ZM131 41H132V39H130ZM172 40L174 41V42H172ZM179 40V39H178ZM186 40H184V42L186 41ZM196 40V39H195ZM211 40V39H210ZM210 40H207V41H209L210 42ZM216 40V39H215ZM21 41V40H20ZM33 41V40H32ZM31 41V42H32ZM39 41V40H38ZM37 41V44L39 43ZM131 41H129V43L131 42ZM138 41V40H137ZM137 41H136V43H137ZM157 43H156V42ZM191 41H194L193 39L191 40ZM197 41V40H196ZM205 41H206V39H205ZM22 42H24L25 43V40L23 39V41ZM21 42V43H22ZM28 42V41H27ZM33 42H35V41H33ZM182 42V41H181ZM181 42H179L180 44H181ZM184 42H182V44L184 43ZM198 43L200 42L199 41V39H198V41H197ZM203 42V41H202ZM208 42V43H209ZM215 42V41H214ZM217 42V41H216ZM215 42V43H216ZM30 43V42H29ZM29 43H27V46H26V49H27V47H28V44ZM42 43V42H41ZM48 43V42H47ZM47 43H45L46 44V46H47ZM134 43V42H133ZM136 43H134V44H136ZM179 43H178V45H179ZM187 43V42H186ZM186 43H184V44H186ZM194 43V42H193ZM193 43H192V45H193ZM207 43V42H206ZM211 43V42H210ZM256 43H259L258 41L256 42ZM261 43V42H260ZM44 44V45H45ZM133 44V45H134ZM147 44H145V45H147ZM176 44H177V42H176ZM188 45H190L189 43H187ZM200 44V43H199ZM203 45H204V43H202ZM219 43H217V45H218ZM25 45H26V43H25ZM129 45V44H128ZM130 45H131V43H130ZM143 45V44H142ZM142 45H141V47L140 48H142ZM144 45V46H145ZM147 45V46H148ZM175 45V44H174ZM177 45V46H178ZM191 45V46H192ZM212 45V44H211ZM215 45V44H214ZM259 45H261V47H262V44H259ZM264 45V44H263ZM32 46V45H31ZM33 46H35V45H33ZM135 46V45H134ZM137 46H139V45H137ZM146 46V47H147ZM181 46V45H180ZM179 46V47H180ZM183 46V45H182ZM187 46V45H186ZM190 46V47H191ZM196 46H198V44H196ZM195 46V47H196ZM209 45L207 44V46H205V47H208ZM93 47V48H92ZM97 47V48H96ZM185 47V46H184ZM189 47V48H190ZM199 47H200V45H199ZM214 47H216V45L214 46ZM219 47H220V45H219ZM250 47H254V46H250ZM259 47V48H258ZM36 49H38L39 50V48L38 47H35ZM96 48V50H99L98 51V53L97 54H95L94 52H93V50L92 49H95ZM132 48V47H131ZM168 48H170V47H168ZM192 48H194V46L192 47ZM192 48L191 49H188V50H191L192 51ZM198 48V47H197ZM197 48L196 49H194V50H197ZM209 48V47H208ZM208 48H206V50H208ZM35 49V50H36ZM128 49V48H127ZM126 49V50H127ZM134 49V48H133ZM186 49V48H185ZM202 49H205V48H203L202 47ZM210 49V48H209ZM211 49H213V47L211 48ZM258 49H260V50H262V51H260V52H258L259 50ZM34 50V51H35ZM41 50V49H40ZM125 50V51H126ZM129 50V49H128ZM135 50V49H134ZM184 50V49H183ZM199 50V49H198ZM215 50V49H214ZM217 50V49H216ZM219 50H221V48L219 49ZM130 51H132V50H130ZM141 51H143V49L141 50ZM145 51V50H144ZM174 51V50H173ZM187 51V50H186ZM202 51V50H201ZM212 51V50H211ZM209 52V53H211V54H209L208 53V51H206L207 53H205V54H209V55H211L212 56V52H214V51H212V52ZM42 53H44L43 51H41ZM40 52V53H41ZM129 52V51H128ZM134 52V51H133ZM176 52H178V54L180 55V56H182V57H184V55H186L187 54V56L186 57H188V54H189V56H190V53L191 52H189V53H186L185 51H181V50H176ZM184 52H185V54H184ZM222 52H223V50H222ZM20 53V52H19ZM40 53L38 54V55H40ZM127 53V52H126ZM136 52H134V53H132V54H135ZM195 53L197 54V52L195 51ZM199 53V52H198ZM201 53H203L204 54V52H201ZM200 53V55H202ZM215 53V52H214ZM263 53V52H262ZM50 54V53H49ZM53 54V53H52ZM77 54H79L81 57H79L78 58V55ZM128 54V53H127ZM175 54V53H174ZM177 54V56L178 57H180L179 55ZM216 54V53H215ZM215 54H213V56L212 57H214V55ZM264 54V53H263ZM20 55V54H19ZM26 55V54H25ZM37 55V54H36ZM51 55V54H50ZM74 55H76V56H74ZM126 55V54H125ZM142 55H145L144 53L142 54ZM173 55V54H172ZM197 55H199V54H197ZM196 55V57H198ZM200 55H199V58H200ZM208 55V56H209ZM224 56H225V54H223ZM222 55V56H223ZM226 55V56H227ZM12 56V55H11ZM21 56V55H20ZM20 56H18V57H20ZM129 57H130V55H128ZM171 56V55H170ZM176 56V55H175ZM174 56V57H175ZM191 56L194 58V60H195V57H194V55L193 54H191ZM204 56V55H203ZM206 56L207 55H205L204 57L206 58ZM207 56V57H208ZM210 56V57H211ZM216 56H217V54H216ZM37 56H35V58H36ZM39 57V56H38ZM47 57V56H46ZM127 57V56H126ZM135 57V56H134ZM177 57V58H178ZM218 57H220V55L218 56ZM227 57V58H228ZM264 57V56H263ZM40 58H43V60L45 59L44 57H43V54L42 55H40ZM131 58H132V56H131ZM142 58V57H141ZM146 58V60H148ZM176 58V57H175ZM176 58V59H177ZM203 58V57H202ZM205 58H204V60H205ZM215 58V57H214ZM223 58V57H222ZM249 58L250 59H252V60H249ZM32 59H34V58H32ZM31 59V60H32ZM37 59V58H36ZM65 59L67 60V62H65ZM133 59V58H132ZM137 59V58H136ZM187 59V58H186ZM198 59V58H197ZM264 59V58H263ZM14 60V59H13ZM13 60H12V62H13ZM21 60V59H20ZM22 60H24V58L22 59ZM21 60V61H22ZM38 60V59H37ZM42 60V61H43ZM46 60V59H45ZM44 60V61H45ZM135 60V59H134ZM193 60V62H195V61H197V60H195L194 61ZM202 60V59H201ZM39 61V60H38ZM43 61V62H44ZM47 61V60H46ZM122 61V60H121ZM127 61V60H126ZM129 61V60H128ZM127 61V62H128ZM132 61V60H131ZM181 61V60H180ZM248 61H250L251 62V66H249V67H252V71H255V72H252L251 74H249V75H246V74H248L247 73V71H250L251 69L248 67V64H249V62ZM263 61V60H262ZM11 62V61H10ZM17 62V61H16ZM33 62H34V60H33ZM37 62V61H36ZM41 62V61H40ZM147 62V63H148ZM177 61H175V63H176ZM183 62V61H182ZM187 62H188V59H187ZM237 62V63H236ZM19 64H20V62H18ZM18 63H16V64H14V65H17ZM22 63V62H21ZM24 63V62H23ZM26 63V62H25ZM39 63V62H38ZM129 63V62H128ZM172 63H173V61H172ZM175 63H173L174 65H175ZM180 63V62H179ZM191 63V62H190ZM200 63V62H199ZM210 63V62H209ZM29 64V63H28ZM33 64V63H32ZM49 64H52V66H54L53 68H50V67H48V65ZM124 64V63H123ZM208 64V63H207ZM206 64V65H207ZM211 64H212V62H211ZM211 64H210V66H211ZM21 65V67H23L22 66V64H20ZM25 65V64H24ZM37 65H39V64H37ZM62 65V67L61 68H59L60 66ZM125 65V64H124ZM123 65V66H124ZM137 65V64H136ZM146 65V64H145ZM182 65H184V63H182ZM186 65H187V63H186ZM198 66H199V64H197ZM196 65V66H197ZM202 65H203V63H202ZM27 66V65H26ZM28 66H32V65H28ZM27 66V67H28ZM33 66H34V64H33ZM32 66V67H33ZM122 66V67H123ZM129 66H131V65H129ZM128 66V67H129ZM137 66H141V65H137ZM175 68V70H172V69H174L173 67ZM205 66V65H204ZM209 66V65H208ZM207 66V67H208ZM210 66L208 67V68H210ZM214 66V65H213ZM262 67H264L263 65H261ZM17 67V66H16ZM35 67V66H34ZM34 67L32 68V69H34ZM57 67V68H56ZM126 67V68H125ZM125 67H123V68H125V69H127V66L125 65ZM135 67V66H134ZM215 67V66H214ZM216 67L215 68H213V70H215L216 69ZM24 68V67H23ZM23 68H21V69H23ZM28 68H30V67H28ZM56 68V69H55ZM117 68V69H116ZM121 68V67H120ZM130 68V67H129ZM128 68V69H129ZM131 68H133L132 66H131ZM136 68H138V67H135V69ZM139 68H142V67H139ZM144 68V67H143ZM143 68H142V70H143ZM154 68V67H153ZM160 68H158V69H160ZM181 68V67H180ZM185 68V67H184ZM194 68V67H193ZM199 68H203L201 65H200V67ZM199 68H195L197 71H198V69ZM208 68H204V69H208ZM220 68V69H219ZM250 70H249V69ZM19 70H20V67L18 68ZM17 69V70H18ZM26 68H24L23 70H25ZM36 69V68H35ZM54 69V70H53ZM58 69H61V70H58ZM155 69V68H154ZM258 69V68H257ZM264 69V68H263ZM263 69H259V70H262V73H263ZM16 70V69H15ZM114 70H117V71H120L121 73H118V72H116V73H114L113 71ZM130 70V69H129ZM131 70H133V69H131ZM130 70V71H131ZM137 70V69H136ZM139 70V69H138ZM141 70V69H140ZM139 70V74H140V72L142 73L143 71H140ZM182 70V69H181ZM196 70H195V72H196ZM200 70V69H199ZM209 70V69H208ZM213 70H211V72L213 71ZM13 71V70H12ZM21 71V70H20ZM19 71V72H20ZM29 72V70L27 69L26 71H24V73L25 72ZM126 71V70H125ZM129 71V72H130ZM134 72H135V70H133ZM133 71H132V73H133ZM149 71V70H148ZM156 71H158V70H156ZM160 71V70H159ZM207 71V70H206ZM210 71V70H209ZM19 72H17V73H19ZM32 72H33V70H32ZM31 72V73H32ZM128 72V71H127ZM126 72V73H127ZM144 72H146V71H144ZM161 72V71H160ZM187 72V71H186ZM193 72V71H192ZM215 72V71H214ZM251 72V71H250ZM7 73V72H6ZM6 73H5V75H6ZM14 73V72H13ZM15 73H16V71H15ZM34 73V72H33ZM32 73V74H33ZM131 73V72H130ZM147 73V72H146ZM145 73V74H146ZM162 73V72H161ZM160 73V74H161ZM185 72H183L182 74H184ZM205 73V72H204ZM257 73H258V70H257ZM11 75V72L9 73V71H8V73H7V75L6 76H4V82H2L3 84L5 83V88L4 89H2L1 91H0V95L4 98L5 96H6V92H7V95H8V97H7V99L9 98L10 99V97H12V95L10 94V88H11V85L12 84H14L15 82H16V80L17 79H12L11 78V76L10 77H8L7 78V76H9V75ZM20 74V73H19ZM22 74V73H21ZM25 74H27V73H25ZM148 74H151V73H149L148 72ZM166 74V73H165ZM164 74V77H165V79H166V75H168V74H166L165 75ZM189 74V73H188ZM194 74V73H193ZM199 74V73H198ZM202 74H203V72H202ZM205 74H207V72L205 73ZM212 74H213V72H212ZM0 75H2V74H0ZM3 75H4V72H3ZM23 75V74H22ZM21 75V76H22ZM29 75H31V74H29ZM126 75V74H125ZM132 75V74H131ZM131 75H129V77L131 76ZM136 75V74H135ZM143 75V74H142ZM190 75V74H189ZM196 75V74H195ZM201 75V74H200ZM257 75L258 74H256V76L255 77H253L252 78V81L251 82H249L248 81V83H249V89H254L255 87H256V89L258 90V91H260L261 92V90H262V92L264 93V87H262L261 86V84L263 83V82H261V81H263V78H259L260 76V74L258 75V77H257ZM15 76H18V75H16L15 74ZM21 76H20V78H21ZM24 76V75H23ZM22 76V77H23ZM33 76V75H32ZM146 75H144V77H145ZM169 76V75H168ZM172 76H170V77H172ZM184 76H188V75H185L184 74ZM199 76V75H198ZM203 76V75H202ZM209 76V75H208ZM263 76V75H262ZM3 77V76H2ZM126 77V76H125ZM133 77V76H132ZM137 77V76H136ZM135 77V78H136ZM147 77H151V76H149V75H147ZM161 77H163V76H161ZM203 77H206V76H203ZM252 76H250V78H251ZM14 78V77H13ZM16 78V77H15ZM19 78V79H20ZM24 78H25V76H24ZM23 78V79H24ZM27 78V77H26ZM124 78V77H123ZM127 78H128V74H127ZM137 78H139V77H137ZM178 79H180L179 78V76L177 77ZM201 78V77H200ZM118 79V78H117ZM125 79V78H124ZM132 79V78H131ZM140 79L142 80L143 78H141L140 77ZM151 79H153V81L154 82H156L157 81V79H156V77L155 78H151ZM164 79V78H163ZM217 79H215V78H208V82L210 81V80H212V82L211 83H213V85H214V83L216 84L217 83ZM120 80V79H119ZM123 80V79H122ZM128 80V79H127ZM130 80V79H129ZM134 80V79H133ZM132 80V81H133ZM136 80V79H135ZM139 80V79H138ZM147 80H150V79H147ZM167 80V79H166ZM202 81H203V79H201ZM205 80V79H204ZM206 80H207V77H206ZM217 80V81H216ZM1 81H2V78H1ZM22 81V80H21ZM23 81H25V79L23 80ZM126 81V80H125ZM137 81V80H136ZM135 81V82H136ZM145 81V80H144ZM144 81H143V83H144ZM158 81H161V80H159L158 79ZM246 81V80H245ZM18 82V81H17ZM122 82V81H121ZM129 82V81H128ZM131 82V81H130ZM146 82V81H145ZM167 82V81H166ZM205 84H206V82L205 81H203ZM219 82V86L221 85V83H220V80L218 81ZM222 82V81H221ZM240 82V81H239ZM247 82V81H246ZM1 83V84H2ZM20 83V82H19ZM19 83H16V85L18 86V84ZM120 83V82H119ZM126 83V82H125ZM138 83V82H137ZM142 83V82H141ZM147 83V82H146ZM150 83H151V81H150ZM245 83V82H244ZM244 83H243V81H242V86L244 85ZM21 84V83H20ZM28 84V83H27ZM122 85H123V83H121ZM119 85V86H122V85ZM126 84H129V83H126ZM148 84H149V81H148ZM195 84V83H194ZM241 84V83H240ZM264 84V83H263ZM262 84V85H263ZM15 85V84H14ZM16 85L15 86H13L14 88L16 87ZM23 85V84H22ZM132 85H133V83H132ZM134 85H135V83H134ZM138 85H140L141 86V84H140V81H139V84ZM152 85H154V84H152ZM155 85H157V84H155ZM190 85V84H189ZM208 85V84H207ZM218 85V84H217ZM222 85H224V84H222ZM251 85V86H250ZM255 85H257V86H259L260 85V87L259 88H257V86H255ZM21 86V85H20ZM28 86H30L31 88H33L32 86H31V84L30 85H28ZM139 86V87H140ZM144 86H146V85H144ZM161 86V85H160ZM218 86V87H219ZM226 86V85H225ZM247 86V85H246ZM255 86V87H254ZM264 86V85H263ZM25 87V86H24ZM29 87V88H30ZM131 87V86H130ZM133 87V86H132ZM138 87V86H137ZM153 87V86H152ZM151 87V88H152ZM157 87V86H156ZM163 87H165V86H163ZM197 87V86H196ZM198 87H200V86H198ZM215 87V85L214 86H212V89ZM221 87V86H220ZM224 87V86H223ZM222 87V88H223ZM235 90H237V93H238V100L240 101V103H238V110H237V112H236V110H234L236 113H238V116L239 117H237L238 119L240 118L241 120H243L244 122H245V124H249V125H247V126H249V128L250 127H255V129L256 128H260V127H262V126H264V99H263V96H262V98H260V100H259V102L257 101H255V100H253L252 101V103H250V102H245V101H243V105H242V103H241V101H242V96L241 95H243L244 93H242V90L243 89H241V87L240 86H238L237 84H235ZM2 88H3V86H2ZM26 88H28V87H26ZM26 88H24V92L27 94V92L29 91V93H31V90H29V88H28V91H26ZM123 88V87H122ZM148 88V87H147ZM169 88V87H168ZM228 88V87H227ZM230 88V87H229ZM244 88V87H243ZM17 88H15V90H16ZM132 89V88H131ZM134 89H136L135 87H134ZM133 89V90H134ZM156 89V88H155ZM158 89V88H157ZM160 89V88H159ZM166 89V88H165ZM211 89V88H210ZM211 89V91H213L214 92V90H212ZM224 89V88H223ZM246 89V88H245ZM120 90L121 89H119V92H120ZM126 90V89H125ZM128 90V89H127ZM133 90H132V92H133ZM143 90H145V89H143ZM149 90H151L150 88H149ZM161 90V89H160ZM183 90V89H182ZM209 90V89H208ZM226 90V89H225ZM228 90V89H227ZM231 90V89H230ZM229 90V91H230ZM257 90H255L254 92H257ZM11 91H12V89H11ZM124 91V90H123ZM137 92H138V90H136ZM166 91V90H165ZM170 91V90H169ZM190 91V90H189ZM206 91V90H205ZM219 90H217L216 92L217 93H219L218 92ZM234 91V90H233ZM246 91H248V90H246ZM245 90H244V92H246ZM251 91V90H250ZM9 92V93H8ZM13 92V91H12ZM17 92V91H16ZM19 92V91H18ZM127 92V91H126ZM144 92V91H143ZM153 92H154V90H153ZM185 92V91H184ZM207 92H209V91H207ZM206 92V93H207ZM225 91L224 90H222V92H220L219 94H221V93H224ZM253 92V91H252ZM128 93H130V91L128 92ZM146 93V92H145ZM147 93H149V92H147ZM146 93V94H147ZM151 93V92H150ZM156 93H158V91L156 90ZM155 93V94H156ZM193 93V92H192ZM215 93V92H214ZM214 93L212 94V95H214ZM216 93V94H217ZM10 94V95H9ZM13 94H15V93H13ZM21 94V93H20ZM120 94V93H119ZM136 94V93H135ZM134 94V95H135ZM138 94V93H137ZM142 94H144V93H142ZM141 94V97L142 96H144V95H142ZM182 94H184V93H182ZM188 94V93H187ZM209 94V93H208ZM215 94V95H216ZM218 94V95H219ZM227 94V93H226ZM248 94H249V92H248ZM256 94V93H255ZM254 93L252 94V95H255ZM262 94V93H261ZM130 95V94H129ZM129 95H127V96H129ZM133 95V94H132ZM139 95V94H138ZM150 95V94H149ZM210 95V94H209ZM245 95V94H244ZM243 95V96H244ZM257 95H258V93H257ZM257 95H256V97H257ZM10 96V97H9ZM15 96V95H14ZM25 96V95H24ZM23 95L22 96H20V97H18V99H17V101H16V103H14L13 102V104H11V105H9V99H8V103H7V100H6V97H5V100L3 99V102H4V104L5 105H8L9 107H7L6 109L8 110V108H11V112H10V114H9V117H7L6 115V117L7 118H9L8 120H15L16 119V116H21V115H17V113L19 112V110L20 109H22V107H23V103H22V106H20V103L19 102H23V100H24V103L26 102L27 103V101H29V100H31V99H29L30 97H31V95L29 96L28 95V98H26V99H24L23 97H24ZM161 96V95H160ZM163 96V95H162ZM201 96H203V95H201ZM248 96H250V97H252L251 95H248ZM259 96V95H258ZM16 97V96H15ZM133 97H136V96H133ZM145 97V96H144ZM143 97V98H144ZM147 97V96H146ZM194 97V96H193ZM224 97H226V95L224 96ZM224 97H222V98H224ZM246 97V96H245ZM254 97V96H253ZM261 97V96H260ZM137 98V97H136ZM143 98H142V100H143ZM151 98V97H150ZM184 98V97H183ZM213 98L214 97H212L211 99L213 100ZM219 98V97H218ZM218 98H217V101H216V97H215V99H214V101H212V103H210L211 105L213 104V108H215L216 110H214V111H217V113H218V122L216 121V124L215 123H212V124H215L214 126L212 125V127H215V129L213 130V135L214 136H218V135H220V133H221V135H222V133H224V132H222L221 130L223 129V127H221V126H224V127H227V126H230V128L231 127H234L235 126V123H234V121L235 120H233L232 121V119H230L229 121H226V114H225V112H226V108H227V103L225 102H223L222 100V102H220V101H218ZM220 98H221V96H220ZM247 98V97H246ZM245 98V99H246ZM12 99H13V97H12ZM85 99V100H86ZM124 99V98H123ZM141 99V98H140ZM145 99V98H144ZM148 100H149V98H147ZM194 99V98H193ZM226 99V98H225ZM230 99V98H229ZM251 98H249V100H250ZM256 99V98H255ZM259 99V98H258ZM15 100V99H14ZM26 100V101H25ZM12 101V100H11ZM83 101V100H82ZM125 101V100H124ZM187 101V100H186ZM206 101V100H205ZM225 101V100H224ZM238 101V102H239ZM30 102V101H29ZM33 102V103H32ZM32 102L30 103V105L31 104H35L34 103V101H33V99H32ZM71 102H73V103H71ZM78 102V101H77ZM84 102V101H83ZM142 102V101H141ZM147 102V101H146ZM150 102H151V100H150ZM198 102V101H197ZM85 103V102H84ZM155 103V102H154ZM189 103V102H188ZM3 104V105H4ZM14 104H16L15 106H14ZM29 104V103H28ZM27 104V105H28ZM37 104V103H36ZM70 104V105H69ZM152 104H153V102H152ZM164 104V103H163ZM197 104H199V103H197ZM234 104H236V103H234ZM206 105V104H205ZM35 106V105H34ZM33 106V107H34ZM73 106V105H72ZM129 106V105H128ZM3 107V106H2ZM21 107V108H20ZM228 107H229V105H228ZM231 107V106H230ZM229 107V108H230ZM23 108H26L25 106L23 107ZM28 108V109H27ZM27 110H30L29 109V107L27 106ZM36 108V107H35ZM232 108V107H231ZM111 109V110H112ZM233 109H234V107H233ZM3 110H4V108H3ZM23 110V109H22ZM27 110H24L25 112L27 111ZM39 110V111H38ZM60 110V109H59ZM107 110V109H106ZM165 110V109H164ZM192 110V109H191ZM190 110V111H191ZM100 111V112H99ZM196 112H197V110H195ZM211 111V110H210ZM233 110H232V112H234ZM7 112V111H6ZM9 112V111H8ZM129 112V111H128ZM196 112H193L194 114L196 113ZM206 112V111H205ZM3 113H5V111L3 112ZM20 113V112H19ZM23 113V112H22ZM21 113V114H22ZM56 113V112H55ZM61 113V112H60ZM62 113V114H63ZM131 113V112H130ZM228 113H230V111H228ZM34 114V113H33ZM109 114V113H108ZM163 114V113H162ZM199 114V113H198ZM197 114V115H198ZM125 115H128V113L127 114H125ZM205 115V114H204ZM228 115V114H227ZM232 115V114H231ZM235 115V114H234ZM237 115V114H236ZM25 116H27V115H25ZM24 116V117H25ZM30 115H28V117H29ZM191 116V115H190ZM192 116H193V114H192ZM199 116H200V114H199ZM212 116H214V113H213V115ZM233 116V115H232ZM231 116V117H232ZM21 117H23V115L21 116ZM23 117V118H24ZM28 117H26V118H24V120H25V123H27L28 121H30L29 120V118ZM64 117V116H63ZM108 117V118H107ZM123 117V116H122ZM230 117V118H231ZM107 118V119H106ZM124 118V117H123ZM127 118V117H126ZM129 118V117H128ZM191 118V117H190ZM194 118H195V116H194ZM210 118V117H209ZM236 118V119H237ZM19 119H21V118H19ZM18 119V120H19ZM65 119V118H64ZM106 119V121H104ZM108 119H110V123L109 122H107V120ZM121 119V118H120ZM197 119V118H196ZM200 120H201V118H199ZM202 119H203V116H202ZM213 119V118H212ZM235 119V118H234ZM190 120H192V119H190ZM203 120H205V119H203ZM202 120V121H203ZM206 120H207V117H206ZM214 120H216V118L214 119ZM23 121V120H22ZM30 121V122H31ZM65 121V122H66ZM115 121V122H114ZM132 121V120H131ZM153 121V120H152ZM194 121V120H193ZM199 121V120H198ZM208 121V120H207ZM210 121V120H209ZM208 121V122H209ZM213 121V120H212ZM16 122V121H15ZM37 122H39V121H37ZM196 122H197V120H196ZM211 122V121H210ZM214 122V121H213ZM34 122H32V124H33ZM40 123V122H39ZM201 123V122H200ZM205 123V122H204ZM203 123V124H204ZM240 123V122H239ZM28 124V123H27ZM31 124V123H30ZM38 124V123H37ZM37 124H36V121H35V125L37 126ZM66 124H68V121L66 122ZM70 124V123H69ZM198 124V123H197ZM203 124H202V126H203ZM210 124V123H209ZM34 125V124H33ZM34 125V126H35ZM65 125V124H64ZM165 125V124H164ZM206 125V124H205ZM204 125V126H205ZM234 125V126H233ZM242 125H244V123L242 124ZM24 126H26V125H23L22 127H24ZM36 126H35V129H36ZM40 126V125H39ZM39 126H37V127H39ZM42 126V125H41ZM63 126V125H62ZM76 126V125H75ZM207 126V125H206ZM246 126V125H245ZM43 127V126H42ZM68 127H70V126H68ZM80 128H83V127H81V126H79ZM209 127H210V125H209ZM26 128V127H25ZM25 128H23L21 131H19L18 130V133H14L13 132V135L14 136H12V135H10V134H8L9 136H11V138H10V141H8L7 140V138H4V140L2 141V142H0V167L2 168V170H3V168H8V169H11L12 171H13V173L15 172L16 173V171H22L23 173H20V174H24V172L27 170L26 168L28 167H31V166H35L33 163H35V161L33 160V161H31L32 162V164H29L28 165V163H26L25 162V157H22L21 156V154L23 153V152H25L24 150H23V148L24 147H26V148H28L29 146H30V143L31 142H33V140L30 138V137H32V136H35V133H36V136L37 135H39V133L37 134V130L35 131V129H34V127H33V129H34V135H32V133L31 132H33V131H31V132H29V130L30 129H25ZM45 130H48L47 129V126H45ZM49 128V127H48ZM52 128V127H51ZM72 128V127H71ZM74 128V127H73ZM161 128V127H160ZM198 128V127H197ZM222 128V129H221ZM41 129V128H40ZM39 129V130H40ZM76 129V128H75ZM246 129H248V128H246ZM254 129V130H255ZM1 130V129H0ZM49 130H50V128H49ZM52 130V129H51ZM47 131V133H50V135H52V134H54V135H56L57 133H56V131H55V129L53 128V130L52 131ZM81 130V129H80ZM212 130V129H211ZM244 130V129H243ZM253 130V131H254ZM69 131V130H68ZM75 131V130H74ZM85 131V130H84ZM88 131H87V134H88ZM226 131V130H225ZM257 131V130H256ZM238 132V131H237ZM240 132V131H239ZM255 132V131H254ZM7 133V132H6ZM12 133V132H11ZM31 134V136H29L30 134ZM70 133V132H69ZM68 133V134H69ZM187 133V132H186ZM231 133H232V131H231ZM231 133H229V134H231ZM240 133H243V131H241ZM247 133H249V132H247ZM258 133H260V132H258ZM264 133V132H263ZM64 134V133H63ZM67 134V133H66ZM244 134V133H243ZM245 134H246V132H245ZM255 134V133H254ZM3 135V134H2ZM1 135V137H3ZM7 135V136H8ZM61 135V134H60ZM82 135V134H81ZM111 135V136H110ZM128 135V134H127ZM206 135V134H205ZM212 135V134H211ZM232 135V134H231ZM230 135V136H231ZM241 135V134H240ZM85 136V135H84ZM99 136V137H100ZM209 136V135H208ZM248 136V135H247ZM250 136V135H249ZM253 136V135H252ZM1 137H0V139H1ZM38 137V136H37ZM213 137V136H212ZM218 137H220V136H218ZM227 137V136H226ZM240 137H242V136H240ZM254 137V136H253ZM255 137H258V136H255ZM9 138V137H8ZM32 138H34V137H32ZM53 138H54V136H53ZM68 138V137H67ZM77 138H78V136H77ZM88 138V137H87ZM126 138V137H125ZM233 138H234V136H233ZM252 138V137H251ZM3 139V138H2ZM1 139V140H2ZM29 139H31L32 141L31 142H29ZM56 139V138H55ZM57 139H59V141L61 140V138H57ZM69 139V138H68ZM215 139V138H214ZM223 139V138H222ZM232 139V138H231ZM248 139V138H247ZM90 140H91V138H90ZM104 140V141H105ZM221 140V139H220ZM226 140V139H225ZM239 140V139H238ZM9 143H8V142ZM15 141H17V142H19L20 144H21V146H22V149H21V151H19V148H20V146H19V143H18V146H17V148H15V150L14 151H12V152H4L3 153V151H6L7 149H6V145L7 144H15ZM37 141V140H36ZM54 141V140H53ZM59 141H58V143H59ZM227 141V140H226ZM229 141H230V139H229ZM249 141V140H248ZM39 142V141H38ZM50 142V141H49ZM107 142V141H106ZM232 142V141H231ZM234 142V141H233ZM251 142V141H250ZM259 142V141H258ZM262 142V141H261ZM55 143H57V141H55ZM70 143V142H69ZM108 143V142H107ZM249 143V142H248ZM247 143V144H248ZM32 144V143H31ZM34 144H35V142H34ZM41 144H43V143H41ZM45 144V143H44ZM47 144V143H46ZM64 144V143H63ZM109 144V145H110ZM227 144V143H226ZM240 144H242V143H240ZM245 144V143H244ZM251 144H252V142H251ZM37 145V144H36ZM50 145V144H49ZM48 145V146H49ZM62 144H59V146H61ZM94 145V144H93ZM229 145H230V143H229ZM256 145V144H255ZM9 147H10V145H8ZM8 146H7V148H8ZM33 146H35V145H33ZM45 146H47V145H45ZM44 146V147H45ZM59 146H57L58 148H59ZM224 146V145H223ZM36 147V146H35ZM38 147V146H37ZM37 147H36V150H37ZM42 147H43V145H42ZM42 147H40L41 148V150H42ZM116 147V146H115ZM5 148V150H3ZM25 148V149H26ZM30 148V147H29ZM28 148V149H29ZM34 147H32V149H33ZM56 148V147H55ZM55 148H54V150H55ZM61 148V147H60ZM68 148V147H67ZM228 148V147H227ZM230 148V147H229ZM251 148V147H250ZM49 149V148H48ZM63 149V148H62ZM71 149V148H70ZM118 149V148H117ZM205 149V148H204ZM207 149V148H206ZM210 149V148H209ZM215 149V148H214ZM41 150H39V152L41 151ZM44 150V149H43ZM115 150V149H114ZM256 150H257V148H256ZM8 151V150H7ZM29 151V150H28ZM48 151V150H47ZM56 151V150H55ZM55 151H53V152H55ZM58 152H59V150H57ZM109 151V150H108ZM112 151V150H111ZM115 151H117V150H115ZM38 152V153H39ZM45 152V151H44ZM43 152V153H44ZM58 152H55L54 153V155L56 154V153H58ZM118 153H116V152H112L111 153V156H113V157H115L116 155H120L119 154V150L117 151ZM208 152V151H207ZM250 152V151H249ZM260 152V151H259ZM27 153V152H26ZM42 153V155H45V153L43 154ZM60 153V152H59ZM58 153V154H59ZM107 153H109V157H110V152H107ZM121 153V152H120ZM47 154V153H46ZM50 154H52V152L50 151ZM223 154H226V153H223ZM256 154V153H255ZM31 155V154H30ZM40 155H41V153H40ZM23 156H24V154H23ZM45 156H47V155H45ZM45 156H43V157H45ZM49 156V155H48ZM53 156V155H52ZM56 156H58L57 154H56ZM56 156H54V159L56 158ZM61 156V157H60ZM244 156V155H243ZM242 156V157H243ZM21 157H22V159H21ZM38 157H40V156H38ZM58 157H60V159H65V158H62V154H60ZM57 157V159L59 160V158ZM63 157H64V155H63ZM65 157H66V155H65ZM108 157V158H109ZM118 157V156H117ZM256 157V156H255ZM260 157V156H259ZM41 158H42V156H41ZM41 158H40V161H41ZM258 158V157H257ZM56 159V161H58ZM123 159V158H122ZM260 159V158H259ZM27 160H28V158H27ZM26 160V161H27ZM43 160V159H42ZM45 160V159H44ZM50 160V159H49ZM53 160V159H52ZM235 160V159H234ZM253 160V159H252ZM264 160V159H263ZM66 161V160H65ZM65 161L63 160L62 161V163L64 162V164H65ZM257 161V160H256ZM28 162H29V160H28ZM42 162V161H41ZM54 162V161H53ZM215 162V161H214ZM39 163V162H38ZM45 163V162H44ZM59 163L61 164V162H60V160H59V162H58V165L57 166H60L59 165ZM67 163V162H66ZM69 163V162H68ZM73 163V162H72ZM218 163V162H217ZM221 163H222V161H221ZM225 163V162H224ZM223 163V164H224ZM53 164V163H52ZM51 164V165H52ZM74 164V163H73ZM109 164V163H108ZM222 164V165H223ZM2 165V166H1ZM44 165V164H43ZM45 165H46V163H45ZM44 165V166H45ZM68 165V164H67ZM43 166V167H44ZM107 166L108 165H105V166H103V168H104V170L103 171H105L106 169L105 168H107ZM250 166V165H249ZM252 166H254L255 167V165H252ZM251 166V167H252ZM36 167H37V165H36ZM41 169H42V167H41V165L39 166ZM38 167V168H39ZM46 167V166H45ZM44 167V168H45ZM47 167H49V165H47ZM46 167V169H49V168H47ZM56 167V166H55ZM53 168L52 167V169H55L53 172L55 173V174H59V172L61 173V171H63V168L62 169H60V168H58V173H56L55 171H56V168ZM66 167V166H65ZM37 168V169H38ZM109 168V167H108ZM107 168V169H108ZM234 168V167H233ZM261 168V167H260ZM36 169V168H35ZM51 169V168H50ZM59 169L61 170V171H59ZM242 169H244V168H242ZM255 169V168H254ZM263 169V168H262ZM5 170V169H4ZM40 170V169H39ZM67 170V169H66ZM110 170H111V168H110ZM236 170V169H235ZM238 170V169H237ZM42 171V170H41ZM48 171V170H47ZM52 171H51V174H53L52 173ZM217 171V170H216ZM222 171V170H221ZM246 170H244V172H245ZM38 172V171H37ZM50 172V171H49ZM66 172V171H65ZM243 172V171H242ZM249 172H253V171H249ZM248 172V173H249ZM256 172V171H255ZM6 173V172H5ZM4 173V174H5ZM7 173H9V172H7ZM27 173H30V171L29 172H26V174ZM31 173H32V171H31ZM42 173H45V172H42ZM100 173V172H99ZM10 174V176L12 175L11 173H9ZM40 174V173H39ZM47 174V173H46ZM49 174V173H48ZM220 174V173H219ZM222 174V173H221ZM241 174V173H240ZM243 174V173H242ZM255 174V173H254ZM263 174V173H262ZM248 175V174H247ZM1 176H4L3 175V173H2V175ZM5 176H6V174H5ZM10 176H6V178H8V181H6L5 180V184H7V187H8V183L11 185V187L9 188V193H10V195H11V193L13 192L14 194H15V196L13 197V199H14V201H12L13 203H12V205H14V206H17V208L19 207V208H21V210L22 209H24L25 207H26V205H23V203H25V202H27L26 201V199H23V197L25 196L26 198L27 197H29V200H31V198H32V196H33V198H36V200H38L39 201V199H37V198H42V200H46V199H48V196H50V194H53V192H55L56 191V188H55V186H54V188L55 189H53V190H55V191H53L51 188H47V189H50V192L51 191H53V192H49L48 193V196H47V194H46V196H47V198L45 197V199H43V193H44V191L45 190H47V189H45L44 191H42L43 189H38V188H40V187H35V183H37L38 185H39V183L35 180V183L33 184V182L31 183V182H29L30 181V179H28L29 181V183L28 182H26L27 181V176L26 177H23L22 178V175H19V176H21V177H19V179H20V181L17 183V182H15L14 180L15 179H12V178H10ZM17 176V175H16ZM50 176V175H49ZM48 176V179L50 180V177ZM59 176V175H58ZM61 176V175H60ZM63 176V175H62ZM76 176V175H75ZM90 176V175H89ZM12 177H13V175H12ZM30 176L28 175V178H29ZM38 177H40V180H39V178H37L38 179V181H41V177H44V174L43 175H39ZM46 178H47V176H45ZM52 178H55V177H53V176H51ZM73 177V176H72ZM3 178V177H2ZM1 178V179H2ZM14 178V177H13ZM17 178H18V176H17ZM52 178H51V181L50 182H52L53 183V181H52ZM59 177H57V179H58ZM220 178V177H219ZM44 179V178H43ZM48 179L46 180L47 181V184L46 185H48ZM56 179V178H55ZM59 180V179H58ZM61 180V179H60ZM69 180V179H68ZM67 180V181H68ZM97 180V179H96ZM255 180H257V179H255ZM262 180V179H261ZM46 181H44V180H42L41 182L43 183V182H45L46 183ZM62 181V180H61ZM65 182H66V180H64ZM259 181V180H258ZM3 183H4V180L2 181ZM0 183V184H3V183ZM49 182V183H50ZM57 182V180H55V182L54 183H56ZM64 182V183H65ZM70 182V181H69ZM90 182V181H89ZM223 182V181H222ZM42 183H40V185L42 184ZM52 183H50L51 185H53ZM57 183H59V182H57ZM68 183V182H67ZM44 184V183H43ZM42 184V185H43ZM49 184V186L48 187H50L51 185ZM60 184V183H59ZM91 184V183H90ZM252 184H253V181H252ZM18 185V186H17ZM38 185H36V186H38ZM42 185H41V187H42ZM68 185V184H67ZM66 185V186H67ZM71 185V184H70ZM220 185V184H219ZM255 185V184H254ZM257 185V184H256ZM261 185V184H260ZM17 186V187H16ZM59 186V185H58ZM64 186V185H63ZM77 186V185H76ZM263 186V185H262ZM2 187H4V185H0V188H2ZM43 187H45V186H43ZM57 187V186H56ZM92 187V186H91ZM84 188V187H83ZM64 189H67L66 187H64ZM254 189V188H253ZM71 190H73V189H68V191H71ZM76 190V189H75ZM234 190V189H233ZM261 190H262V188H261ZM8 191V190H7ZM18 191H20L21 193L19 194L18 193ZM58 191V190H57ZM235 191V190H234ZM258 191V190H257ZM46 192H48V191H46ZM59 192V194H60V190L58 191ZM57 192V193H58ZM67 192V191H66ZM72 192V191H71ZM255 192V191H254ZM6 193V192H5ZM56 193V192H55ZM56 193V194H57ZM256 193V192H255ZM259 193H260V191H259ZM0 194H2V193H0ZM8 194V193H7ZM29 194H30V196H29ZM43 194V195H42ZM4 195V194H3ZM9 195V194H8ZM64 195V194H63ZM233 195H235V194H233ZM6 196V195H5ZM53 196V195H52ZM56 195H54V197H55ZM62 196V195H61ZM66 196H68V193H67V195ZM247 196H249L248 194H247ZM261 196V195H260ZM3 197V196H2ZM1 196H0V198H2ZM8 197V196H7ZM21 197H22V199H21ZM53 197V198H54ZM64 197H65V195H64ZM71 197V196H70ZM234 197V196H233ZM5 198V197H4ZM4 198H2V200L4 199ZM10 198V197H9ZM50 198H51V196H50ZM49 198V199H50ZM59 198H61V197H59ZM68 198V197H67ZM253 198V197H252ZM6 199V198H5ZM12 199V198H11ZM57 199V198H56ZM56 199L54 200V202L56 201ZM62 199V198H61ZM81 199V198H80ZM8 200V199H7ZM28 200V199H27ZM41 199H40V201H42ZM64 200V199H63ZM68 200V199H67ZM123 200V199H122ZM244 200V199H243ZM6 201V200H5ZM9 201V200H8ZM37 201V203H39ZM51 201V200H50ZM60 201V200H59ZM247 201V200H246ZM259 201V200H258ZM1 202V201H0ZM28 202H30V201H28ZM28 202L27 203H25V204H28ZM32 202L34 203V201H33V199H32ZM54 202L52 201L51 202V204H50V206H46L47 207V209H51V211L52 212H50V213H53V211H54V213L52 214V216L53 215H55V212L57 213L55 216H57L58 215V213H59V211L57 212V209H58V207H55L54 206ZM69 202H70V200H69ZM218 202V201H217ZM6 203H7V201H6ZM30 204V206H34V204H36V202L34 203V204ZM43 202H41V204H42ZM48 203V202H47ZM58 203H60V202H58ZM67 203V206H68V202H66ZM66 203H65V205H66ZM251 203V202H250ZM249 203V204H250ZM40 204V203H39ZM39 204H37V205H39ZM44 204V203H43ZM63 204H64V202H63ZM62 204V205H63ZM73 204V203H72ZM248 204V205H249ZM3 205V204H2ZM7 205H9L8 203H7ZM11 205V204H10ZM11 205V206H12ZM36 205V206H37ZM46 205H48V204H46ZM124 205V204H123ZM13 206V207H14ZM25 206V207H24ZM29 206V205H28ZM27 206V207H28ZM30 206H29V208H30ZM40 206H42V208H43V206L44 205H40ZM77 206V205H76ZM38 207V206H37ZM33 208L32 207V209L33 210H35V209H37L36 211H38V208ZM60 207H61V205H60ZM59 207V208H60ZM65 207V206H64ZM63 207V208H64ZM74 207V206H73ZM29 208H27V211L25 210V213L26 212H28V211H30V210H28ZM41 208V207H40ZM41 208V210H43ZM66 208V207H65ZM31 209V208H30ZM54 209H56V211L54 210ZM256 209V208H255ZM16 210V209H15ZM15 210L13 209L12 210V212H11V215H10V217H9V220H10V222L12 223V224H18L19 225V223L22 221V219L21 218H24V217H26L27 216V213H26V216H24V217H21L22 215H23V213L21 212V210H20V212L22 213L21 215H20V217H19V211H17V212H19V213H15ZM49 210L47 211V212H49ZM60 210V209H59ZM69 210V209H68ZM71 210V209H70ZM69 210V211H70ZM6 211V212H5ZM4 212L5 213H7L8 211L7 210H5ZM32 211V210H31ZM40 211V210H39ZM64 211V210H63ZM231 211V210H230ZM259 211V210H258ZM0 212H1V209H0ZM4 212H2V213H4ZM43 212H45L44 210H43ZM47 212H45V213H47ZM61 212H62V209H61ZM65 212H67L68 213V211H67V208H66V210H65ZM28 213H30L29 215H28V217L31 215L32 216V214L33 213H31V212H28ZM36 213V212H35ZM35 213L33 214V215H35ZM38 213V212H37ZM40 213H41V211H40ZM62 213H64V212H62ZM62 213H61V215H62ZM71 214H72V212H70ZM69 213V214H70ZM259 213V212H258ZM7 214H9V213H7ZM6 214V215H7ZM43 215H44V213H42ZM65 214V213H64ZM46 215V214H45ZM233 215V214H232ZM0 218H2V221H1V223L2 222H5L4 221V219H5V217L3 216V215H1L0 214ZM60 216V215H59ZM7 217V216H6ZM42 217H44V216H42ZM58 217V216H57ZM56 217V218H57ZM71 217V216H70ZM4 218V219H3ZM37 218V217H36ZM39 218V217H38ZM41 218V217H40ZM47 218V217H46ZM49 218V217H48ZM51 218V220L53 219L54 220V217H50ZM55 218V219H56ZM63 218V217H62ZM67 218V217H66ZM257 218V217H256ZM42 219H44V218H42ZM42 219H40V220H42ZM60 219H61V217H60ZM60 219H59V224L61 223L60 222ZM68 219L69 220H71L69 217H68ZM68 219H66V220H68ZM1 220V219H0ZM24 220H26L27 221V219H24ZM37 220V219H36ZM64 220V219H63ZM69 220H68V222H69ZM29 221H31V219H30V217H29ZM46 221V220H45ZM55 221H57V220H54L53 222L55 223ZM39 222V221H38ZM44 222V221H43ZM64 222V221H63ZM77 222H79V221H77ZM76 222V223H77ZM235 222V221H234ZM238 222H240V221H238ZM7 223V222H6ZM32 223V222H31ZM34 223V222H33ZM36 223V222H35ZM54 223H52L53 225H54ZM70 223V222H69ZM244 223V222H243ZM248 223V222H247ZM21 224V223H20ZM37 224V223H36ZM56 225L55 226H57V223H55ZM59 224H58V226H59ZM74 224V223H73ZM79 223H77V225H78ZM246 224V223H245ZM256 224V223H255ZM258 224V223H257ZM35 225V224H34ZM65 225H67V224H65ZM76 224H74V226H75ZM97 225V224H96ZM13 226V225H12ZM16 226V225H15ZM70 226V225H69ZM261 226V225H260ZM14 227V226H13ZM38 227V226H37ZM21 227H19L18 228V230L20 229ZM56 228V227H55ZM54 228V229H55ZM76 229V228H75ZM82 229V228H81ZM257 229V228H256ZM12 230V229H11ZM237 230V229H236ZM20 232L22 231L21 229L19 230ZM23 231L25 232V229H23ZM22 231V232H23ZM57 231V230H56ZM11 232V231H10ZM19 232V233H20ZM35 232V231H34ZM53 232H54V230H53ZM15 233H18V231H15ZM32 233V232H31ZM22 234V233H21ZM23 234H25V233H23ZM56 235L58 234V233H55ZM16 235H20V234H16ZM26 236H27V234H25ZM24 235V236H25ZM29 235H30V233H29ZM21 236V235H20ZM26 236L25 237H23V239L24 238H26ZM31 236H32V234H31ZM49 236V235H48ZM13 237V236H12ZM15 237V236H14ZM29 237V236H28ZM20 238H22V237H20ZM30 238V237H29ZM238 238V237H237ZM31 239V238H30ZM19 240H21V239H18V241ZM27 240H29V239H27ZM35 240H37V239H35ZM239 240V239H238ZM33 241V240H32ZM235 241V240H234ZM234 241H233V243H234ZM243 241V240H242ZM23 242V241H22ZM27 242V241H26ZM237 242V241H236ZM21 243V242H20ZM19 243V244H20ZM24 243H25V240H24ZM238 244L240 243V241H238L237 242ZM236 243V244H237ZM14 244H15V242H14ZM17 244V243H16ZM32 244H34V243H32ZM39 244V243H38ZM237 244V245H238ZM12 245V244H11ZM36 245V244H35ZM241 245V244H240ZM14 246V245H13ZM20 246H22V245H20ZM34 246V245H33ZM40 246V245H39ZM10 247V246H9ZM12 247V246H11ZM10 247V248H11ZM16 247V246H15ZM23 247V246H22ZM26 247V246H25ZM35 247V246H34ZM37 247V246H36ZM237 247H239V246H237ZM240 247H242V246H240ZM7 248V247H6ZM20 248V247H19ZM256 248V247H255ZM23 249V248H22ZM25 250H26V248H24ZM33 249V248H32ZM39 249H40V247H39ZM38 249V250H39ZM7 250V249H6ZM17 250V249H16ZM34 250L36 251V248H34ZM37 250V251H38ZM259 250V249H258ZM28 251V250H27ZM31 251H33V250H31ZM20 252V251H19ZM29 252V251H28ZM29 253H31V252H29ZM36 253V252H35ZM39 253H40V251H39ZM38 253V254H39ZM64 253V252H63ZM241 253H242V251H241ZM262 253V252H261ZM1 254V253H0ZM6 254V253H5ZM12 254V253H11ZM18 254V253H17ZM32 254H34V253H32ZM37 254V256L39 257V255ZM245 254V253H244ZM16 255V254H15ZM33 256V255H32ZM8 258V257H7ZM35 258V257H34ZM35 259H37V258H35ZM51 259V258H50ZM15 260V259H14ZM18 260V259H17ZM31 260H33V259H30L29 257H26V260L24 261L26 264L27 263H29ZM41 260V259H40ZM264 260V259H263ZM22 261V260H21ZM37 261V260H36ZM70 263V262H69ZM12 264V263H11ZM30 264V263H29Z\"/></svg>",
	"mask_w": 264,
	"mask_h": 264
}]
</instances>
